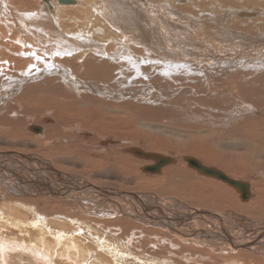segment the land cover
I'll return each mask as SVG.
<instances>
[{"label":"bare ground","instance_id":"obj_1","mask_svg":"<svg viewBox=\"0 0 264 264\" xmlns=\"http://www.w3.org/2000/svg\"><path fill=\"white\" fill-rule=\"evenodd\" d=\"M7 1L11 2L14 14L24 13L26 15L24 17L30 16L22 18L24 22L21 19L17 22L19 29H28L21 30L18 35L8 30L2 33L1 28H5V25L2 23L0 26V89L4 91L1 90L0 97V144L9 148L5 151L0 150V264H264V225L249 227L244 232L240 223L236 222L235 227L232 224V222L235 224L233 217H236V211L251 213L264 210V190H256L259 184L257 179L264 178L263 171L258 173L252 172V169L248 170L252 172L247 179L249 182L234 177L241 174L244 176L243 172L248 169L249 164L243 159L244 152L237 156L221 153L224 158L222 163H218V167L222 166L225 173L218 168L216 170L232 180L247 183L250 196L246 200H241L240 195L228 185L203 176L192 168L186 170L188 172L186 175L199 181L205 190L197 191L200 195L177 196L184 201H188V198L199 199L203 202L204 208L201 206L196 208L198 206L196 203L194 206L193 201L194 207L170 204L169 206L167 204L169 202L159 204L155 198L161 199V194L157 193H163L162 190L161 192L156 190L157 193L153 190L150 193L154 195L153 200L149 195L147 200L146 196L138 192L96 186L84 180L73 179L72 174L60 171L54 166L53 159H56L57 163L84 165L89 178L91 175L107 171L109 165L104 159L114 161L113 163L118 165L134 160L137 163L141 162L142 165L146 162L145 166H152L153 160L137 156L134 152L142 155L156 154L171 160L169 164L161 167L156 173L160 174L155 176L159 178L158 182L165 184L178 175L176 173L179 170L176 172L169 168L174 164L184 167L181 162L187 154L175 157L158 151L138 149L135 144L124 147L122 146L124 139L117 138H104L100 142H95L96 131L90 132L91 129L89 127L88 130L84 129L86 127L83 125L86 121L91 123V120L73 106L79 104L76 101L79 98H86L94 104L98 102L102 104L101 100L92 99V96H102L101 93L104 91L116 90V96L113 98H116V101L127 98L125 91L129 89L130 84H127L129 80L127 78L125 80L124 76L119 77V74H126V65L131 67L134 73L144 71L149 78L153 75L155 77L159 71H165L167 74V71L175 68L174 64L173 68H167L168 63L166 68L159 70L155 66L158 62L151 65L154 61L149 58L152 52H156L154 44L156 45L157 41H167L168 37L166 38L160 29L158 32L154 31V24L152 21L149 22L147 14L153 11L150 14L154 15L150 17L159 20L160 18L155 15L157 8L162 7L154 4H166L168 0H155L154 6L148 2L152 11L146 8L147 3L143 0H81L84 2V10L79 8L80 3L76 0H67L68 3H62L60 0V2L28 0L26 2L28 5L34 1L35 4L32 5H36L35 10L41 11V13L35 11L37 14L34 15H31L32 10L20 8L24 5L23 1L5 0ZM174 2L176 5L183 4V1ZM219 3L227 8L244 6L255 8L256 11L260 7L264 9V0H219ZM5 4L4 6H7ZM120 10L122 13L116 14L115 20L110 17ZM142 10L145 13H142ZM0 12L5 14L1 7ZM231 13V17L250 19L260 15L261 11L259 13L242 8ZM98 14L101 20H106L109 27L105 24H95L94 20ZM62 15L70 16L63 18ZM7 16L8 14L3 18ZM203 17L199 20L204 24L205 30L217 33L218 27L213 30L215 23L211 21V17L207 14ZM56 18L60 26L68 23L77 26L84 22L88 29L83 24L85 30L76 33L67 31L64 36L46 30L51 23L56 25L54 23ZM11 20L15 25L16 20L13 17ZM73 24L68 26L72 27ZM167 24L176 26L172 21L170 23L166 21ZM126 25L135 28H130L126 32ZM97 26H102L103 29L96 30ZM30 29L33 32H30ZM113 29L114 31H111ZM179 32L190 34L182 28ZM32 42L36 48L27 47ZM132 46L139 58L136 62H143L145 65L148 62L149 65L139 69L136 59L129 52ZM158 55L165 56V59L168 56L160 52ZM248 67L251 68L250 64L236 62L228 73L226 72V77L234 80L240 74L236 84L233 82L236 85L234 89L242 90L249 95L260 94L264 90V70H261L257 77H253ZM81 73L82 77L78 80L77 74ZM244 78L256 80L253 81L255 86L251 84L247 86L250 81ZM85 81L90 82L89 85L85 84ZM92 81L96 84L93 85ZM5 86H12V89L7 90L9 93L5 91ZM106 99L112 100L108 96ZM125 103L130 109L131 103ZM10 105L11 109L8 110L6 107ZM65 109L77 111L80 115L74 113L73 117L65 118L62 113ZM249 111L252 113V120L249 122L242 120L241 123L252 125L256 122L258 129L254 132L256 140H259L256 145L258 149L263 150L264 113H259L257 108ZM54 112L56 116L51 115ZM22 118L25 122H21ZM30 128L39 131L36 133ZM243 129L242 132L240 129L236 132L245 135ZM78 143H81L80 145L84 143L90 149L88 153H84L86 157L80 155L73 158L75 152L72 149H76ZM30 145L34 154L12 152L11 149L15 146L25 149ZM112 149L115 151L113 154L110 153ZM261 154L253 155L257 159ZM190 155L186 158H193ZM193 159L198 161L196 158ZM254 165L256 166L255 162L253 168ZM143 168L139 167L136 173H133L138 176L137 174L144 172ZM191 170L194 174L189 172ZM246 174L248 175L247 171ZM228 175L234 176L231 178ZM262 185L264 186V181ZM225 197L232 201L230 200L231 202L224 207L220 204L227 202L225 199L222 200ZM50 203L56 206L46 210ZM42 204H46L45 207H42Z\"/></svg>","mask_w":264,"mask_h":264},{"label":"rangeland","instance_id":"obj_2","mask_svg":"<svg viewBox=\"0 0 264 264\" xmlns=\"http://www.w3.org/2000/svg\"><path fill=\"white\" fill-rule=\"evenodd\" d=\"M19 1L24 2V5L23 4L21 5L25 7L20 6L21 9L25 10L26 8V11L32 10L30 11L31 15H34L35 13L37 14V12L41 13L40 10H35L36 5L35 6L32 5L35 4L34 1H31L30 5L26 3L28 2V0H19ZM76 1L80 3L79 8L83 9L84 2L81 0L79 1L76 0ZM143 1L147 3L146 4L147 6H148V2L149 3L151 2L150 5L152 6L155 0H146V1L143 0ZM174 1L176 0H168L166 4L165 3L163 4L162 2H161L162 4H158V3L154 4L156 6L160 5L162 7L160 9L157 8V14L155 15L158 17V19L160 18L159 19L160 21L154 19L156 17H150L154 15V14H150L153 13L152 11L153 9L152 10L150 9L151 6H148L146 8L152 11L149 12L147 16L149 17L148 18L149 22L152 21L151 23L154 24V31L158 32V29H160L163 33H165V37L166 38L168 37L167 41L165 40L164 42L157 41L156 45L154 44L156 48V50L154 51L156 52L155 53L152 52V54L149 55V58H151L154 61L153 63H151V65L156 64L157 62L160 63L161 65L158 63L155 65L156 68H159L160 70L162 68H166L167 64L169 63L167 68L169 67L170 68L175 67V68L170 69L172 71H167V74L165 71H161V72L159 71L161 75H159L160 73L158 72V74L155 75V77L153 75L152 77L150 76L149 78L146 74L143 73L144 71H142L141 73L140 70L139 72L141 74H139V72L134 73L131 70V67L126 65L127 67L126 74L125 75L119 74V77L124 76L125 80L126 78L129 80V82L127 83L130 84L129 89L125 91L126 92L125 97L127 98L124 99L122 98L119 101H116V98L113 99L116 96L115 94L116 90L112 92L104 91V93L102 92L103 94L101 93L102 96H97V95L92 96V99L101 100L102 104L99 102L98 104L96 103L94 104V102L92 103L90 100L88 101L86 98H81V99L79 98L78 100H76L77 103L79 104H73V106L74 108H78L77 111L82 112V115L84 117L87 116L89 117L88 119L91 120V123L90 122L87 123L86 121L83 123V125L86 127L84 129L88 130L89 127L91 129L90 132L93 130L97 132L96 133L93 131L95 134H97L96 137H94L95 142L98 141L100 142L104 138H115V139L117 138V139H124L125 144L124 143L122 144V146L124 147H127L128 144H132V145L135 144V146L139 147L138 149L141 148L144 150L148 149L152 151H158L162 154L175 156V157L191 154L190 157L193 156V158L198 159V161H200V163L203 164L204 166L207 167L210 166L212 168L215 167V169L218 168V170L222 172H224L223 171L224 169L221 168L222 166L218 167V163H222V160L224 158L221 155V153H228L231 154L232 156H237L239 153L244 152L245 156L243 157V159H246L247 164H249L248 169L243 172L245 173L244 176L243 174L237 177L234 175H228V176L231 178L232 176H234L238 180L243 179L246 182H249L247 181V179L252 174V172L259 173L263 171L262 173H264V151H263L264 149L260 150L256 145V143L259 141L256 140L257 139L255 134L256 132H254L256 129H258V127L256 126V122L252 125H248V123L246 122L244 125V122L243 123L241 122L242 120L248 122L252 120V116H251L252 113H250L249 109L255 110V108H257L259 113L260 112L264 113V90L261 91L260 94L257 93L256 95L253 94L249 95L247 93L245 94V92H243L242 90L234 89V86H236L235 84L239 79L240 74L237 76V78L231 80L226 77V72L228 73V70L236 62H243L246 64H250L251 68L250 67L248 68L250 69L251 75H253V77H257L256 75H258V73H261L264 70L263 69L264 11H262L264 9L260 7L261 10L258 8L256 11L255 8H250V7L247 8L244 6L227 8V7H223V5L219 3V0H178L180 2L183 1L182 2L183 4L179 3L177 5L175 4ZM4 4L7 6H4ZM16 6L17 7L19 6L18 2ZM0 7L5 12V14L0 12V26L2 23L5 25V28H1L2 33H4L5 30H8L18 35L21 30L22 31L28 30L27 28L19 29L17 22L20 19L23 21L22 18L26 19L30 15H28V17H24L25 15L24 13L20 15L14 14L15 13L14 8L11 6V2L9 1L5 2V0H0ZM242 8H244L245 10H251L253 12H259V13L261 11L260 14L261 16L256 15L255 17L250 18L251 22L248 17L237 18L230 16L232 14L231 11H236ZM119 13L121 14L122 11L120 10L118 13L115 12V14L110 17L111 18L113 17V19L115 20L116 14ZM142 13L145 12L143 11ZM7 14L8 16L6 18H3V16ZM206 14L209 17H211L210 18L211 21L215 23V27H213V30H216V28L218 27L217 33L214 34V32H211L210 30H205L206 28H204V24L199 20L201 18H204L203 16ZM53 15H55V12ZM66 16H70V15H62L63 18H65ZM12 17L16 20L15 25L11 20ZM97 18L94 20L96 25L97 24L106 25L105 22L106 20L104 19L101 20L99 14L97 15ZM166 21L167 23H170V21H172L173 25L176 26L172 27L169 26L168 24L166 25ZM54 23H56V25L51 23V25L47 27L46 30L55 31L62 36H64L65 33H67V31L76 33L85 30L83 28V24H85L84 22L82 25L79 24L77 26H74L73 23H70L73 24L71 25L72 27L68 26L70 25L69 23L68 25L60 26V23L56 18V20H54ZM85 26L88 29V25L85 24ZM106 27L109 26L106 25ZM126 27H127L126 32L130 28H135L127 25ZM180 28H182L185 32L192 34L190 35L186 33H180L179 32ZM102 29H103L102 26H97L96 28V30H102ZM58 30L63 31V33H60ZM111 31H114V29ZM30 32H33V30L30 29ZM185 36L186 38L187 37L188 38L186 39ZM7 38L9 39L10 37ZM170 42H171V46L169 44ZM39 46L42 48L41 45ZM166 46L168 49L166 48ZM27 47L36 48L33 42L31 45H28ZM129 52L136 59L135 62L139 61V58L135 55V50L133 46L129 49ZM158 52H160V54L162 53L168 56L165 59L164 58L165 56L163 57L162 55H158ZM132 55H128V56H132ZM161 59H164V61ZM128 61L131 62V60ZM136 63L139 65V69L143 68L146 65H149L148 62L146 63V65L143 62L141 63L136 62ZM130 71H132L133 73L131 74ZM144 76H146L147 78ZM81 77H82V73L77 74L76 78L79 80L81 79ZM244 79L247 80L248 82L250 81V83L247 84V86L250 84L255 86L253 81L256 80L247 79V78ZM233 82H235V84H233ZM89 83L88 81L87 82L85 81V84L89 85ZM91 83L93 85L96 84L94 83V81H92ZM9 88L12 89V86H7V87L5 86L6 89L5 91L8 92ZM1 90L2 89H0V97L2 92H4L3 90L1 92ZM234 90H236L237 92ZM107 96L110 97L112 100H107L106 99ZM63 97H65V95ZM130 97L132 99H130ZM125 102L131 103L130 109H128L127 105H125L126 104ZM11 105L10 107H6V108L8 110L9 108L11 109ZM77 111H73V110L70 111L69 109H65V111H63L62 113L65 118H71L73 117L74 113H76L77 116L80 115V113ZM51 115L56 116L57 114L54 112ZM34 118L36 119V117ZM228 120H230L229 121L230 125ZM21 122H25V119L21 120ZM149 122L151 123L149 124ZM238 129H240V131L243 129V132L245 130L244 132L245 135L236 132ZM29 133L32 134V132L30 131ZM244 142H248V143L246 144ZM78 144L79 146H77L76 149H72L75 152L73 154L74 156L73 158H76L77 156L80 155L86 157L84 153H88L87 151H89L90 149H88L87 148L88 146L85 145L84 143H82L83 145H80L81 143ZM7 149L9 148H6L4 147V145L0 144L1 151H5ZM11 149L12 152L14 151L24 154L27 153L34 154V152L31 149V145L25 147V149L22 148L21 146L20 147L15 146L14 148ZM259 150L261 152H259ZM207 151H209V153ZM113 152L115 153L114 149L110 151L111 154H113ZM259 153H262L261 154L262 157L260 156V158L256 159V157L253 154L259 155ZM187 155L185 157H187ZM56 161H57L56 159H53L54 166L60 171H64L68 174H72L71 177L73 179L84 180L85 182L87 181V183L96 186L101 185L109 188H116L118 190L138 192L139 194L146 196L145 199L147 200L149 196L150 198L152 196V200H153L154 195L150 194L153 190L155 191L154 193H157L156 190H159L158 192H161L162 190L164 191L163 193H157V194H161L160 195L161 199L154 197L155 201L159 204H161L162 202H166V203L169 202L167 203L168 205L170 204L173 206L177 205L182 207H186V206L194 207L195 206L194 203H196L198 206L196 208H200L199 206L204 208V205H202L203 202L199 199L190 200L189 198L187 199L186 197L188 201H184L182 200V198H179L181 195L182 197L183 195L184 196H189V195L192 196L197 194L200 195V193H198L197 191L205 190L204 188H202L204 186L203 185L201 186L199 181L190 179L189 175L188 174L186 175V173H188L187 172L188 169L190 170V168L186 166L184 161L181 163L184 165L185 168L181 165L179 166L176 164H174L172 168H169L172 171L173 170L174 171L176 170V172L178 170L179 171L176 173L178 174L177 177L173 178V180H168V183L166 184L165 182L164 183L158 182L159 178L155 177L158 176L160 173L155 175H150L146 172H142V174L141 173L137 174L138 176H136L133 173V172L136 173V169H138L139 167H145L146 162H144L145 164L142 165L141 162L137 163L134 160H128L124 164L118 165V164H114L113 163L114 161L104 159V161H106L105 163L109 165L107 171L105 173L103 172L104 174L97 173L95 175H91V177L88 178V174H86L87 169L84 165H80L77 163L74 164L57 163ZM253 162L256 163V166L254 165V168L252 166ZM46 163L49 162L46 161ZM213 163L215 166L213 165ZM248 170H251L252 172L251 171L249 172ZM246 171L248 172V175L246 174ZM189 172L194 174L193 170ZM132 173L134 174V176L131 175ZM187 180L188 181L191 180V181L187 182ZM175 181L178 182L175 183ZM257 181H258L257 183L259 184L256 187V190H264V186L262 185L264 178L257 179ZM186 183H188V185H186ZM250 184L253 187V184L252 183ZM224 199L227 202L225 203L222 202L220 204L221 206L224 207L227 206V204H229L232 201V199H229L227 197L223 198L222 200ZM192 201L194 206L192 205ZM45 205L46 204H42L41 206L45 207ZM54 206H56V204L50 203L48 207H46V210L47 209L50 210ZM98 210L95 211L98 212ZM222 211L225 212V210ZM235 215L236 217H233L234 218L233 220H235V224L234 222H232L233 227H235L236 222L237 224L240 223L241 228L244 232L249 227H254L256 225L257 226L264 225L263 224L264 210H262L261 212L252 211L251 213L236 211Z\"/></svg>","mask_w":264,"mask_h":264},{"label":"water","instance_id":"obj_3","mask_svg":"<svg viewBox=\"0 0 264 264\" xmlns=\"http://www.w3.org/2000/svg\"><path fill=\"white\" fill-rule=\"evenodd\" d=\"M60 1L62 3H68L67 0H60ZM30 129L36 133L39 131L36 128H30ZM134 154L154 161V164L152 166H145L143 168L144 172L151 173V174H156L160 170L161 167L169 164L171 161L169 158H166L161 155H156V154H147V155L143 154L142 155L141 153H137V152H134ZM183 160L189 168L196 170L199 174L203 176L211 177L217 181H220L228 185L232 189H234L240 195L241 200H246L249 198L250 194H249V187L247 183L242 182V181L232 180L228 178L227 176H225L222 172L216 169L201 165L197 160L193 158L185 157Z\"/></svg>","mask_w":264,"mask_h":264}]
</instances>
